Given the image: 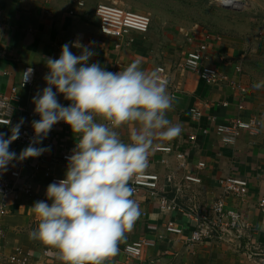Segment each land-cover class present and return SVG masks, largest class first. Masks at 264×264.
<instances>
[{
  "label": "crops",
  "instance_id": "1",
  "mask_svg": "<svg viewBox=\"0 0 264 264\" xmlns=\"http://www.w3.org/2000/svg\"><path fill=\"white\" fill-rule=\"evenodd\" d=\"M95 8L82 1L65 6L42 0H0V43L4 47L0 55V95L9 96L12 86L20 85L25 66L34 67L32 84L20 87L21 98L13 101L15 108L10 123H0V133L8 139L17 125L20 128L31 126L33 120L40 119L34 112L32 97L46 86L43 76L48 69L44 58H58L61 46L66 42L78 41L90 46L96 55L89 63L98 61L111 72L122 70L133 61H140L141 67L149 71L163 66L169 93L176 98L174 109L167 114L168 119L172 124L180 125L182 131L171 141L157 138L155 143L172 145L175 151H181L185 156L179 159L174 151L155 150L150 153L145 172L159 174L160 191L174 199L182 210L165 213L156 203L141 195L137 201L140 217L133 228L126 231L118 254L105 264H133L123 248L127 243L141 239L154 242L143 248L139 257L142 264H264L249 260L245 254L213 240L188 244L189 228L184 226L188 222L186 211L192 205L205 209L222 195L220 178L238 175L248 178L249 191L241 199L229 197V204L242 213L264 246V213L259 207V200L264 197V89H255L246 82L244 75L236 69L239 64L234 45L209 29L194 33L183 46L166 44L161 49H148L146 45L134 43L135 31L129 34L133 38L131 43L127 42L129 37L112 38L101 34ZM200 42L208 45L202 62L223 72L221 84L207 85L201 80L198 70L184 66L186 52ZM71 50L76 55L80 54L79 48ZM58 100L65 106L69 103L62 95ZM192 109L199 111L200 115H195ZM239 114L244 118L256 116L258 124L254 131L241 129L234 145L225 144L216 134L217 125L227 124ZM133 128L129 125L120 129L122 138L127 140ZM193 133L196 134L194 139L189 136ZM36 146H50V151L35 158L13 160L22 179L32 186V193L17 191L4 195L0 191V202L6 205L5 214L0 215V264H21L11 257L22 258L24 255V264H63L55 249L29 239V232L37 223L30 208L34 202L47 199L45 192L52 177L64 178L67 160L63 155L71 154L76 146V137L70 126L59 122ZM26 147L14 139L9 149L19 157ZM199 161H204L206 166L198 169ZM10 169L8 164L3 172L8 174ZM188 171H193L201 181L185 180L184 175ZM169 218L185 227L181 234L165 229ZM17 248L21 252H17Z\"/></svg>",
  "mask_w": 264,
  "mask_h": 264
},
{
  "label": "clouds",
  "instance_id": "2",
  "mask_svg": "<svg viewBox=\"0 0 264 264\" xmlns=\"http://www.w3.org/2000/svg\"><path fill=\"white\" fill-rule=\"evenodd\" d=\"M73 47L80 49L79 55ZM94 55L90 46L77 41L63 44L58 58H44L46 86L32 97L40 119L31 122L35 135L19 157L9 146L19 137L20 125L8 139L0 133V171L14 159L50 151V146L36 145L61 121L76 137L64 178L50 183L47 199L30 208L37 223L29 239L55 249L63 264H105L118 254L126 231L141 215L130 181L148 168L157 138L171 141L182 131L168 119L176 98L158 68L149 71L133 61L111 72L98 61L89 63ZM33 71L25 72L24 83ZM253 87L264 89V79ZM129 125L134 128L125 140L120 129Z\"/></svg>",
  "mask_w": 264,
  "mask_h": 264
},
{
  "label": "built area",
  "instance_id": "3",
  "mask_svg": "<svg viewBox=\"0 0 264 264\" xmlns=\"http://www.w3.org/2000/svg\"><path fill=\"white\" fill-rule=\"evenodd\" d=\"M71 12V11H70ZM95 14L98 18V26L101 34L112 38H126L133 40L129 36L130 32L145 33L149 30L152 23L151 16L148 13L138 12L131 8L124 7L114 1L100 2L95 8ZM120 45L117 44V47ZM208 49L206 42H200L197 47L188 49L184 58V66L186 68L196 69L200 74L201 80L207 85L221 84L224 79L223 72L218 70L217 67L204 64V54ZM4 47L0 43V55L3 53ZM221 60L227 61L225 57H221ZM34 67L31 65L25 66L21 75L20 85H13L11 88L12 93L9 96L0 95V123L9 124L14 110L13 101H18L21 98L20 87L30 86L34 80V71L29 74L26 82L25 72ZM160 70L163 79L168 81L167 74L163 66L157 67ZM156 68V69H157ZM239 70V66L236 67ZM245 90V89H243ZM240 108H243L242 104H239ZM192 111L195 115L199 116L200 112ZM33 115L30 113V116ZM256 116H250L244 118L242 114H239L232 119L229 123H220L217 125L216 134L221 138L225 144L234 145L238 137V133L241 129H247L254 131L258 120ZM62 125L69 126L61 121ZM34 131L32 126H22L19 130V137L16 141L26 144L27 146L34 137ZM190 138H196V134H190ZM158 151H164L166 153L175 152L177 158L181 159L185 154L181 151H175L172 145L158 146ZM71 154L63 155V159ZM11 169L9 173L0 171V191L4 195H11L17 191H23L25 194L32 193V186L24 181L21 172L14 161L9 163ZM197 168L201 169L206 166L204 161L197 163ZM23 178V179H22ZM60 177H52L51 182L58 181ZM184 179L191 182H200L201 178L198 177L193 171H188L184 175ZM219 185L222 188V195H219L214 202L205 209H201L199 205H192L186 211L188 244L213 240L220 244L227 245L237 250L240 253L246 255L249 260L257 263H264V246L258 240L254 231L249 227L248 223L244 219L242 213L233 205L229 204L228 198L233 197L241 199L247 195L249 191V180L246 177H240L238 175H226L219 179ZM130 186L134 189L133 199L137 202L142 195L148 200L156 203V206L163 212L169 213L172 211L182 210L180 205L174 200L167 197L160 191L159 188V174L155 172H143L142 174L135 175L130 181ZM259 207L262 213H264V197L259 200ZM6 205L2 201L0 202V215L5 214ZM174 218L166 220L165 229L169 232L181 234L185 227L176 223ZM1 224V223H0ZM2 226L0 225V231ZM152 240L141 239L127 243L123 252L128 259L133 261V264H142L140 262V255L142 254L145 246L153 245ZM17 252H21L20 248H17ZM12 260H17L19 263L24 264L26 255L22 258L11 257Z\"/></svg>",
  "mask_w": 264,
  "mask_h": 264
},
{
  "label": "rangeland",
  "instance_id": "4",
  "mask_svg": "<svg viewBox=\"0 0 264 264\" xmlns=\"http://www.w3.org/2000/svg\"><path fill=\"white\" fill-rule=\"evenodd\" d=\"M42 1L65 6L82 1L95 8L98 3L111 0ZM112 1L151 16L146 33L134 32L135 44L146 45L148 49H161L166 44L183 46L194 33L209 29L234 45L238 71L246 82L253 85L264 79V0H241V4L231 1L224 4L221 0Z\"/></svg>",
  "mask_w": 264,
  "mask_h": 264
},
{
  "label": "bare ground",
  "instance_id": "5",
  "mask_svg": "<svg viewBox=\"0 0 264 264\" xmlns=\"http://www.w3.org/2000/svg\"><path fill=\"white\" fill-rule=\"evenodd\" d=\"M221 1H222V3H224V4H225V3H226V4H227V3H230V1H231L232 4H234V3H238V2H239V4H241V3H240L241 0H221Z\"/></svg>",
  "mask_w": 264,
  "mask_h": 264
}]
</instances>
